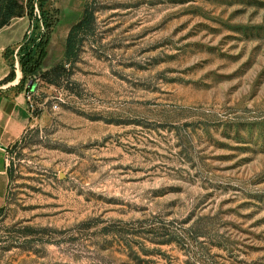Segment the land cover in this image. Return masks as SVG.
<instances>
[{
	"label": "rangeland",
	"instance_id": "1",
	"mask_svg": "<svg viewBox=\"0 0 264 264\" xmlns=\"http://www.w3.org/2000/svg\"><path fill=\"white\" fill-rule=\"evenodd\" d=\"M20 3L0 87L30 121L6 151L0 264H264V0Z\"/></svg>",
	"mask_w": 264,
	"mask_h": 264
},
{
	"label": "crops",
	"instance_id": "2",
	"mask_svg": "<svg viewBox=\"0 0 264 264\" xmlns=\"http://www.w3.org/2000/svg\"><path fill=\"white\" fill-rule=\"evenodd\" d=\"M27 27L22 17L20 21H12L0 28V82L10 72L4 51L22 41ZM29 121L30 111L24 91L0 87V208L5 203L9 182L6 151L21 137Z\"/></svg>",
	"mask_w": 264,
	"mask_h": 264
},
{
	"label": "trees",
	"instance_id": "3",
	"mask_svg": "<svg viewBox=\"0 0 264 264\" xmlns=\"http://www.w3.org/2000/svg\"><path fill=\"white\" fill-rule=\"evenodd\" d=\"M20 1L21 0H0V28L8 25L13 17L23 16V6ZM46 18V27L49 29L52 25V22L50 21L52 20V15L48 14ZM93 19L94 16L91 4H87L84 8L82 18L77 23L72 25L69 30L66 39L64 56V60L66 62H71L76 58L78 47L82 41V36L92 27ZM25 37L26 34L23 39H25ZM33 42V48L27 49L26 53L22 57L23 71L30 74H34L38 71L40 62L45 57L48 34L43 35L37 43L35 41ZM58 68L59 66H55L52 70L55 71ZM11 76L12 72H9L3 81H7V79Z\"/></svg>",
	"mask_w": 264,
	"mask_h": 264
}]
</instances>
